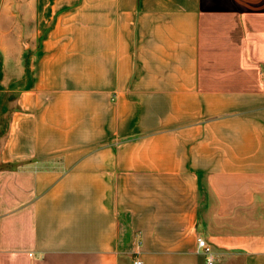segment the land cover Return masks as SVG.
Masks as SVG:
<instances>
[{
	"label": "crops",
	"instance_id": "obj_1",
	"mask_svg": "<svg viewBox=\"0 0 264 264\" xmlns=\"http://www.w3.org/2000/svg\"><path fill=\"white\" fill-rule=\"evenodd\" d=\"M199 237L264 264V0H0V264Z\"/></svg>",
	"mask_w": 264,
	"mask_h": 264
},
{
	"label": "built area",
	"instance_id": "obj_2",
	"mask_svg": "<svg viewBox=\"0 0 264 264\" xmlns=\"http://www.w3.org/2000/svg\"><path fill=\"white\" fill-rule=\"evenodd\" d=\"M198 248L201 249L207 258V264H215V257L212 252V247L209 243L202 237H199L197 240ZM135 264H143L142 261L136 260Z\"/></svg>",
	"mask_w": 264,
	"mask_h": 264
},
{
	"label": "rangeland",
	"instance_id": "obj_3",
	"mask_svg": "<svg viewBox=\"0 0 264 264\" xmlns=\"http://www.w3.org/2000/svg\"><path fill=\"white\" fill-rule=\"evenodd\" d=\"M27 40L26 39H24L23 40V42L21 43V46H22V49H24V47H26V48H28L29 47V44L26 42ZM34 55H33V53H29V57L31 58V57H33Z\"/></svg>",
	"mask_w": 264,
	"mask_h": 264
}]
</instances>
